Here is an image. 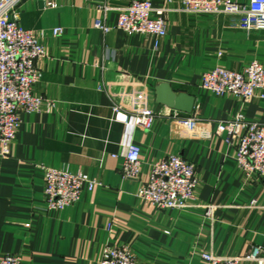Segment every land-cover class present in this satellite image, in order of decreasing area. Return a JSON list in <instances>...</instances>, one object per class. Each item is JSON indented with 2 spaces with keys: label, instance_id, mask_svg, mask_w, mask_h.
Returning <instances> with one entry per match:
<instances>
[{
  "label": "crops",
  "instance_id": "0c3cea01",
  "mask_svg": "<svg viewBox=\"0 0 264 264\" xmlns=\"http://www.w3.org/2000/svg\"><path fill=\"white\" fill-rule=\"evenodd\" d=\"M130 1L20 3V26L37 33L45 51L34 86L43 103L39 113L21 115L10 154L0 158V257L98 264L106 247L127 245L143 264H203L201 252H264V183L245 177L225 134L216 133V122L232 117L239 101L200 88L202 74L214 67L241 71L253 60L264 67V32L227 28L221 16H187L175 2L163 15L164 37L127 35L116 28V9ZM97 20L109 29L96 27ZM55 28L61 34L53 35ZM160 83L193 96L192 112L158 104ZM138 105L156 114L149 131L132 123ZM244 115L264 122V100L246 103ZM192 116L198 121L187 120ZM129 143L141 153L136 180L121 173ZM171 154L196 166L192 207L161 210L137 196L152 164ZM44 168L84 172L99 185L84 187L72 206L45 211ZM207 205L214 207L211 220Z\"/></svg>",
  "mask_w": 264,
  "mask_h": 264
},
{
  "label": "built area",
  "instance_id": "2783aa9c",
  "mask_svg": "<svg viewBox=\"0 0 264 264\" xmlns=\"http://www.w3.org/2000/svg\"><path fill=\"white\" fill-rule=\"evenodd\" d=\"M24 0H0V158L10 154L21 123L22 114L41 111L43 99L34 92L41 78L36 61L45 55L37 33L19 24V6ZM52 7L54 0H42ZM163 6L154 8L150 0H131L117 8L116 28L127 35L140 34L162 38L167 33L164 13L178 2L181 11L190 17L203 14L221 16L226 27L246 32H264V0H162ZM95 26L106 32L109 28L101 20ZM62 30L52 29L53 35ZM157 43H155L156 45ZM200 88L215 95L230 94L239 101L232 117L216 122V133L225 134V142L234 148L236 166L248 180L264 183V122L248 121L244 105L254 98L264 100V67L251 61L241 71L214 67L202 74ZM118 107L114 108L118 111ZM176 113V112H174ZM156 114L138 105L132 113V123L149 131ZM187 120L198 121L194 116ZM207 123L206 125H208ZM140 148L129 143L121 164L124 179L136 180L141 175ZM194 163L180 155H167L152 164L146 181L141 182L137 196L158 209H186L194 206L197 185ZM99 183L84 172L44 168L43 195L40 205L45 211L62 210L74 205L85 187L92 191ZM255 204L252 201L251 206ZM204 217L212 218L214 207L204 206ZM203 264H264V252L258 246L249 253L235 257H218L201 252ZM21 256L4 254L0 264H21ZM98 264H143L127 245L106 247Z\"/></svg>",
  "mask_w": 264,
  "mask_h": 264
},
{
  "label": "water",
  "instance_id": "95a60500",
  "mask_svg": "<svg viewBox=\"0 0 264 264\" xmlns=\"http://www.w3.org/2000/svg\"><path fill=\"white\" fill-rule=\"evenodd\" d=\"M156 102L175 111L190 114L195 98L185 92H174L168 83H160L156 86Z\"/></svg>",
  "mask_w": 264,
  "mask_h": 264
}]
</instances>
